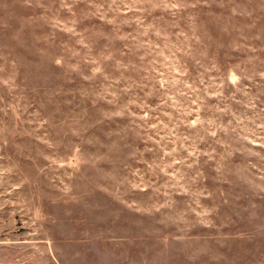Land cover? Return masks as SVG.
Listing matches in <instances>:
<instances>
[{"label": "rangeland", "instance_id": "obj_1", "mask_svg": "<svg viewBox=\"0 0 264 264\" xmlns=\"http://www.w3.org/2000/svg\"><path fill=\"white\" fill-rule=\"evenodd\" d=\"M0 264H264V0H0Z\"/></svg>", "mask_w": 264, "mask_h": 264}]
</instances>
